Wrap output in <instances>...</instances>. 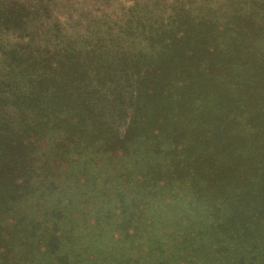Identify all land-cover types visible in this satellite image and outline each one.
I'll return each instance as SVG.
<instances>
[{
  "label": "rangeland",
  "instance_id": "374dc122",
  "mask_svg": "<svg viewBox=\"0 0 264 264\" xmlns=\"http://www.w3.org/2000/svg\"><path fill=\"white\" fill-rule=\"evenodd\" d=\"M40 5L51 65L29 92L68 122L27 125L0 163V264H167L200 239L205 264H264V0Z\"/></svg>",
  "mask_w": 264,
  "mask_h": 264
},
{
  "label": "trees",
  "instance_id": "16d2710c",
  "mask_svg": "<svg viewBox=\"0 0 264 264\" xmlns=\"http://www.w3.org/2000/svg\"><path fill=\"white\" fill-rule=\"evenodd\" d=\"M41 1L17 0L15 2V0H0V163H4L6 160L18 163L20 157H23L21 152L18 151V147L22 146L21 143L27 135V125L31 127L29 128L31 132H35L44 129V122L53 127L68 122L67 118L64 120L63 117L55 116L54 113L52 115L48 114L43 109L45 103L38 96V92H34V88L29 92V86L35 82V76L37 78L43 76L41 66L44 63L51 65L50 60L47 58L50 55V50H45L49 47L53 38V34H51L53 27H50L45 17L48 12H51L48 11L49 7L40 5ZM52 14L54 13L52 12ZM54 39H56V36H54ZM30 68L33 69L30 70ZM46 76H50L49 73ZM46 89L40 88V96L46 92ZM16 108L21 111L19 119L15 114ZM71 120L69 121L71 131L75 133V130L79 128ZM48 126L45 125V127ZM51 140L57 143L51 145L53 150H50L49 153L57 159L59 165L64 163L67 156L72 159L73 154L71 152L64 153L60 149L63 148V145H67V142L61 141L63 138L60 140L57 135H54ZM44 147L45 145H40L34 149L39 153V150ZM32 151L34 152V150ZM84 160L81 161V164L92 168L90 169L92 177L99 176V174H96L100 173L98 165L90 164L92 162L90 160L85 163ZM46 164H48L47 161ZM65 169H67V166ZM172 209L174 208L172 207ZM174 210L180 211V214L186 213L181 207ZM171 214L174 216L172 210ZM187 225L189 224L186 223L185 226ZM187 227H184V229ZM177 232L176 229L174 235H177ZM220 242L221 247L227 245V241L220 240ZM194 243L181 240L179 244L170 245L163 250L165 251L164 258L167 264H186L184 258L181 257L185 252L187 254L191 253L198 245L201 248L200 246L197 248L198 253L194 264H205L212 259L214 252L218 249V246L213 247L201 239L198 245L197 242ZM202 251H205L204 255ZM159 256L157 257L159 258Z\"/></svg>",
  "mask_w": 264,
  "mask_h": 264
}]
</instances>
